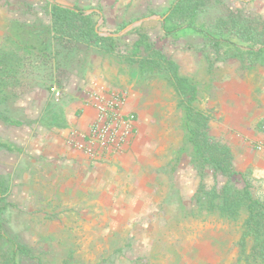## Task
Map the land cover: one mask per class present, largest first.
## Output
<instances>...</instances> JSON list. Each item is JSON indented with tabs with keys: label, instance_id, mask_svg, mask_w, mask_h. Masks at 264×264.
<instances>
[{
	"label": "rangeland",
	"instance_id": "1",
	"mask_svg": "<svg viewBox=\"0 0 264 264\" xmlns=\"http://www.w3.org/2000/svg\"><path fill=\"white\" fill-rule=\"evenodd\" d=\"M110 1L85 0L76 6L85 13L99 12L96 28L113 35L122 53L137 39L133 28L148 19H163L173 2L149 7L141 6L147 0ZM102 3H111L106 13ZM207 3L193 17L206 36L185 24L175 28L169 20L164 28L168 33L160 23L145 30L155 46L179 64L180 73L194 79L197 107L210 114V133L234 151L240 147L224 133L217 135L218 129L229 121L226 115H240L247 103L254 104L256 114L261 112L264 59L241 52L260 45L231 34L225 16L242 11L243 21L264 31V0ZM50 7L47 0H0V45L15 36L17 21L49 25ZM212 36L236 46L221 41L216 47ZM50 63L27 62L14 87L16 96L0 104L2 116L21 122L11 125L0 117V140L19 148H0L6 206L0 222L8 235L31 246L40 264H243L237 260L240 222L195 211L193 195L200 182L220 188L227 177L207 171L200 179L185 144L182 111L172 86L161 77H140L136 63L96 43L60 61L66 79L62 88L53 82V70L48 74ZM55 89L62 95L56 97ZM72 90L85 97L128 92L139 121L134 140L122 154L88 156L73 144L71 134L66 142L59 141L67 111L76 112ZM238 164L234 161V169L250 180V172ZM232 177L243 185L239 175Z\"/></svg>",
	"mask_w": 264,
	"mask_h": 264
},
{
	"label": "trees",
	"instance_id": "2",
	"mask_svg": "<svg viewBox=\"0 0 264 264\" xmlns=\"http://www.w3.org/2000/svg\"><path fill=\"white\" fill-rule=\"evenodd\" d=\"M210 0H173L163 19H148L133 28L137 39L131 44L128 52H120L118 42L113 35L100 34L96 28L97 12L85 13L76 5L64 6L52 2L49 10L50 24L34 26L17 21L13 27L14 37H7V42L0 45V104L16 96L14 87L19 84L24 65L33 60L37 63L51 60L50 72L53 82L60 88L65 84V67L60 61L74 51L87 49L92 43L100 44L105 51L117 53L128 63H136L140 77H161L174 89L177 95V106L182 111V127L185 130V144L190 147L191 162L202 180L207 171L226 176L220 188H208L202 181L198 185L193 202L198 213L214 212L219 217L240 222V236L237 240V260L243 264H264V199L258 195L256 186L247 179L244 171L234 169V154L229 143L221 141L210 133V114L208 110L197 107L198 88L192 77L181 74L179 64L156 47L145 28L160 23L165 28L166 21L177 25L185 24L201 36L208 35L198 27L193 17L199 7ZM220 1V0H219ZM242 11L229 12L225 17L230 22L231 34L243 40L259 43V47L246 46L242 53L249 56L262 55L264 59V31L256 29L250 21L244 19ZM180 29V27H179ZM40 31L39 34L34 35ZM165 33H168L164 29ZM263 35V37H261ZM217 47L221 41L229 47L234 42L212 36ZM53 62V63H52ZM52 64V65H51ZM22 75V74H21ZM0 117L11 125L21 122L10 117ZM8 151H19V148L0 140V148ZM234 175H239L242 186L237 185ZM5 197L0 184V214L5 209ZM41 258L33 253V248L10 237L0 222V264H24Z\"/></svg>",
	"mask_w": 264,
	"mask_h": 264
},
{
	"label": "crops",
	"instance_id": "3",
	"mask_svg": "<svg viewBox=\"0 0 264 264\" xmlns=\"http://www.w3.org/2000/svg\"><path fill=\"white\" fill-rule=\"evenodd\" d=\"M50 4L52 2H57L64 6L78 5L82 6L81 3L85 2V0H47ZM115 0H111L113 2ZM121 1V0H117ZM128 1V0H126ZM146 1V0H145ZM166 0H156L155 3L152 0H147L146 4H142L141 6H163ZM108 3V2H107ZM153 3V4H152ZM88 5V4H87ZM89 7V6H88ZM103 12L107 10L108 7H111V3L107 6L102 3ZM97 15L99 16V12ZM102 12V13H103ZM115 15L111 14L113 21L115 22ZM107 17V16H105ZM109 16L107 17V22L109 21ZM103 20V19H102ZM262 81L264 79L261 78ZM264 90V89H263ZM68 92V91H67ZM74 94L72 97V104L76 109V112L71 109V111L65 112V119L62 124V137H58L59 141L66 142L67 135L73 133H81L88 130L90 123L95 117V110L93 108L92 103L89 101L87 97L83 94L76 95V91L72 90ZM254 108V104L247 103L245 106V111L241 112L240 115H226L229 116V121L220 125V129H218V134H225V137L232 143H237L240 147L239 150L235 149L234 152V161L239 167L244 170L247 169L250 172V180L258 189V195L261 199H264V150H257L255 145L260 141H264V100L262 103V110L258 114L253 112L251 109ZM124 110H133V106L131 101H128ZM234 109H232L233 111ZM74 112V113H73ZM135 112V111H134ZM75 115V116H72ZM76 115H79L76 117ZM137 120L136 122H138ZM235 128V129H234ZM223 130V132H222ZM71 136V135H70ZM250 146H253V150L250 149Z\"/></svg>",
	"mask_w": 264,
	"mask_h": 264
},
{
	"label": "built area",
	"instance_id": "4",
	"mask_svg": "<svg viewBox=\"0 0 264 264\" xmlns=\"http://www.w3.org/2000/svg\"><path fill=\"white\" fill-rule=\"evenodd\" d=\"M54 94L59 97L62 90L55 89ZM128 96L125 90L87 93L86 97L93 105L95 117L87 131L71 134L73 144L91 157L122 154L134 140L137 131L135 112L124 110ZM255 148L264 150V141L257 143Z\"/></svg>",
	"mask_w": 264,
	"mask_h": 264
},
{
	"label": "water",
	"instance_id": "5",
	"mask_svg": "<svg viewBox=\"0 0 264 264\" xmlns=\"http://www.w3.org/2000/svg\"><path fill=\"white\" fill-rule=\"evenodd\" d=\"M144 19H145V18H144ZM144 19H142V20H144ZM146 19H147V18H146ZM142 20H141V21H142ZM141 21H139L138 23H140Z\"/></svg>",
	"mask_w": 264,
	"mask_h": 264
}]
</instances>
